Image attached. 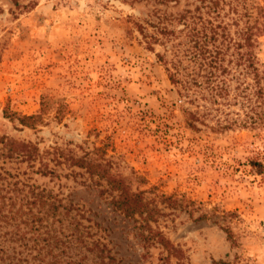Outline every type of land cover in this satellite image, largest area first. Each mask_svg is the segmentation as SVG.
<instances>
[{
    "label": "rangeland",
    "instance_id": "1",
    "mask_svg": "<svg viewBox=\"0 0 264 264\" xmlns=\"http://www.w3.org/2000/svg\"><path fill=\"white\" fill-rule=\"evenodd\" d=\"M155 4L0 0V135L55 171L6 167L93 210L65 218L67 258L44 249L30 263L264 264V33L247 44L264 0ZM43 98L36 128L6 117ZM71 157L109 163L147 212H112L116 192Z\"/></svg>",
    "mask_w": 264,
    "mask_h": 264
},
{
    "label": "trees",
    "instance_id": "2",
    "mask_svg": "<svg viewBox=\"0 0 264 264\" xmlns=\"http://www.w3.org/2000/svg\"><path fill=\"white\" fill-rule=\"evenodd\" d=\"M127 1L131 4L153 1L156 3L155 5L165 7L176 6L180 3V0ZM204 1L214 5L219 0H202V2ZM260 11L262 12V9ZM158 19L162 22L168 20L165 16L162 19L158 16ZM164 30L174 32L169 30L168 27H164ZM248 32L247 44L251 47L254 45L253 36L258 37L264 33V22L259 26L249 25ZM50 110V103L43 98L37 114L19 115L9 113L7 109L5 114L10 120H17L22 126L36 128L45 122V117ZM57 112L59 115L61 114L60 107ZM100 150L101 152L104 151L101 148ZM101 157L103 158V156ZM19 159H21V162L26 161L31 164L29 167H35L38 160L40 168L36 170V173L43 176L53 174L55 171L50 167L49 162H42L43 157L35 144L0 135V264H42V262L30 263L26 255L32 251H37L38 255H41L44 249V257L49 256L51 253L54 256L67 258L68 235L66 229H68V224H64L65 218H68V213L71 212L81 213V216H85L88 211L93 212V210H89L90 208H86V205L80 204V202H68L66 197L58 198V195L53 194V191L46 187L42 188L36 184H29L23 177L25 171L19 172L16 170V172H12L11 167H6V163ZM70 160L72 164L85 168L90 175L105 180L110 187L109 189L116 192L110 200L109 207L112 212H118L127 218L143 216L147 212L148 204L144 198L145 192H134L125 178L111 172L109 163L86 160L82 157H71ZM249 164L257 171L263 169L262 164L255 160H250ZM25 233H29L31 236L26 238ZM43 234H46V236L40 238ZM31 240L32 242H28ZM40 241H43L44 245L38 247ZM158 241L164 248L169 247L168 240L163 236L160 235Z\"/></svg>",
    "mask_w": 264,
    "mask_h": 264
}]
</instances>
